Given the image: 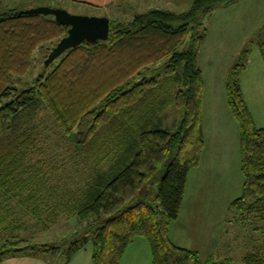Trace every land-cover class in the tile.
I'll list each match as a JSON object with an SVG mask.
<instances>
[{
  "label": "trees",
  "instance_id": "1",
  "mask_svg": "<svg viewBox=\"0 0 264 264\" xmlns=\"http://www.w3.org/2000/svg\"><path fill=\"white\" fill-rule=\"evenodd\" d=\"M236 1L192 0L186 11L150 9L125 24L110 22L106 41L67 50L52 70L46 72L43 66L34 81L20 89L11 85L13 76L26 73L32 52L64 37L67 27L52 16L0 6V186L29 190L32 177L23 175L34 140L25 124L42 105L64 132L75 130L83 155L96 153L103 142L114 147L110 165L95 170L82 198L69 207L85 225L83 236L67 244L62 264L88 241L93 264H120L137 237L148 242L152 264H219L215 255L202 261L198 252L173 244L167 234L178 218L187 174L198 164L203 145L202 78L196 63L198 43L206 34L203 19ZM193 28H201L196 40L179 49ZM260 31L264 35V26ZM262 35L247 42L226 78L228 105L239 127L243 177L242 193L228 210L242 212V220L264 219V129L255 127L238 81L252 45L264 56ZM167 92L172 98L163 104L159 97ZM172 102L181 116L169 130L160 113ZM150 184L155 190L148 189ZM11 237L1 240L0 263L19 255L55 253L52 246L22 244L24 240ZM243 264H264V258L248 254Z\"/></svg>",
  "mask_w": 264,
  "mask_h": 264
},
{
  "label": "rangeland",
  "instance_id": "2",
  "mask_svg": "<svg viewBox=\"0 0 264 264\" xmlns=\"http://www.w3.org/2000/svg\"><path fill=\"white\" fill-rule=\"evenodd\" d=\"M12 2H15V7L20 10L35 7L62 8L71 14L107 17L113 25L118 22L128 23L135 15L144 13L152 7L182 12L188 10L192 3L191 0H176L170 4L127 0L102 9H83L61 0H12ZM1 3L3 10L14 7L8 6L3 1ZM209 16L210 14L204 17V24L209 23ZM200 30L201 28L190 30L179 49L188 48L189 43L193 39L196 40ZM261 35L260 31L256 38ZM253 38L254 36H251L243 47ZM262 38L264 39V35ZM59 39L55 38L39 45L32 52L31 64L27 72L20 77L13 76L11 85L18 89L29 86L43 71L44 60ZM59 62L60 58L55 59L45 71L52 70ZM158 64L161 62L151 68ZM146 73L149 74V71ZM171 94L167 92L159 97L163 104L172 98ZM160 116L165 120L164 128L174 130L179 122L181 110L172 102L160 113ZM25 129L31 134L34 147L30 151L29 162L24 168L23 176L32 179L28 182L29 190L21 191L19 186H7V189L0 186V244L1 240L12 236L11 238L24 240L22 244L28 241L30 244L52 246L55 248V253H39V260L45 264H62L67 244L83 236L81 232L85 225L78 221L69 207L82 198L95 170L106 169L110 165L114 147L111 142H103V146L96 153L83 155L76 144L75 130L71 133L64 132L44 105L30 114ZM113 138L114 135L108 140ZM31 174L33 176H30ZM147 187L155 190L156 186L150 184ZM183 202V210L189 212L195 198H185ZM200 203L202 207L195 209L192 215L191 213L189 216L182 215L177 223H174L176 221L170 223L168 232L172 224L181 229L170 233L176 245L197 251L203 261L213 252L217 240L219 244L214 251L215 260L219 264L224 260H229L228 264H243V258L248 254H258L264 258V219L254 216L242 220V212L224 208L226 202L222 197L213 201L201 200ZM3 229L5 232L2 231ZM151 261L148 242L138 237L124 251L119 262L120 264H152ZM2 262L0 264L4 263Z\"/></svg>",
  "mask_w": 264,
  "mask_h": 264
},
{
  "label": "crops",
  "instance_id": "3",
  "mask_svg": "<svg viewBox=\"0 0 264 264\" xmlns=\"http://www.w3.org/2000/svg\"><path fill=\"white\" fill-rule=\"evenodd\" d=\"M1 1L6 2L8 6H15V2L12 0ZM61 1L83 9H102L127 0ZM137 1L170 4L176 0ZM208 18L209 23H203L206 34L198 43L196 59L202 78L201 128L203 145L198 164L187 174L178 218L182 215L183 217L189 216L190 213L192 215L195 209L202 207L200 201L205 199L213 201L219 197L225 198L224 208L228 209L230 203L240 197L242 193L240 133L228 105L226 78L231 63L243 49V45L251 36H257L260 28L264 25V0H237L227 7L214 10ZM238 81L242 97L255 127L264 129V56L257 44L251 46L245 67L238 73ZM215 193L220 194L215 196ZM185 198H195L189 212L183 210ZM178 218L174 223L179 221ZM173 225L167 235L170 241L176 245L173 238L170 237V233L181 229ZM135 239L138 237L134 238L128 247ZM218 244L219 241L216 240L213 252L208 257L216 255L214 250ZM179 247L186 248V246ZM92 250V243L86 242L82 248L71 255L67 264H93ZM3 262V264H45L39 260L38 255H19L10 257Z\"/></svg>",
  "mask_w": 264,
  "mask_h": 264
},
{
  "label": "water",
  "instance_id": "4",
  "mask_svg": "<svg viewBox=\"0 0 264 264\" xmlns=\"http://www.w3.org/2000/svg\"><path fill=\"white\" fill-rule=\"evenodd\" d=\"M19 13L52 16L58 24L67 27L66 35L58 41L44 60V67L69 49L83 43L95 44L108 39L110 22L107 17L71 14L62 8L49 7H35L21 10Z\"/></svg>",
  "mask_w": 264,
  "mask_h": 264
}]
</instances>
